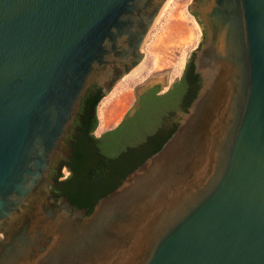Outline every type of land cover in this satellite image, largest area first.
Segmentation results:
<instances>
[{"label": "water", "instance_id": "1", "mask_svg": "<svg viewBox=\"0 0 264 264\" xmlns=\"http://www.w3.org/2000/svg\"><path fill=\"white\" fill-rule=\"evenodd\" d=\"M168 1L0 0V264H264V0H192L203 85L176 132L88 216L51 192L83 99Z\"/></svg>", "mask_w": 264, "mask_h": 264}, {"label": "flooded vegetation", "instance_id": "2", "mask_svg": "<svg viewBox=\"0 0 264 264\" xmlns=\"http://www.w3.org/2000/svg\"><path fill=\"white\" fill-rule=\"evenodd\" d=\"M194 16L197 18L196 14ZM194 60L195 55L187 63L181 77L166 91L160 90L158 86L146 88L139 95L134 109L116 128L97 135L98 127L92 131V124L82 119L81 126L75 127L65 140V154L52 168V181L55 176H59L60 181H64L73 177L74 174L78 175L75 166V150L77 149L82 152L89 166L96 164L101 166L99 177L112 181L116 186L121 185L130 173L163 147L178 129L182 117L188 113L203 85L201 74L196 73ZM150 90H153L156 96L162 97L161 101L165 100L169 103H167V111L163 108L165 105L159 104L156 115L149 122L147 116L150 117V114H141L139 111L143 109V97ZM131 123L136 124L138 128L131 132H125L123 126L119 128L121 125L126 126ZM111 131L113 132L110 133ZM110 145L114 148L108 154L106 149ZM61 189V185L56 187L53 182L51 192L57 197L56 201L63 197ZM112 189L113 187L109 188V190ZM86 215L88 216V212Z\"/></svg>", "mask_w": 264, "mask_h": 264}, {"label": "rangeland", "instance_id": "3", "mask_svg": "<svg viewBox=\"0 0 264 264\" xmlns=\"http://www.w3.org/2000/svg\"><path fill=\"white\" fill-rule=\"evenodd\" d=\"M191 2L192 0H175L156 21L142 48L145 55L143 62L119 82L98 106L97 135H101L105 129L101 121L102 103L113 100L114 121L108 127L114 129L137 104L136 90L155 74L170 72L168 85L162 91H166L181 77L189 57L203 40L200 25L189 12Z\"/></svg>", "mask_w": 264, "mask_h": 264}, {"label": "trees", "instance_id": "4", "mask_svg": "<svg viewBox=\"0 0 264 264\" xmlns=\"http://www.w3.org/2000/svg\"><path fill=\"white\" fill-rule=\"evenodd\" d=\"M103 97L104 95L102 93V89L99 86H93L91 88L90 92L82 101L79 116L75 121V127L81 126V121L83 119L92 124V131L96 130L98 127L97 109ZM161 98L162 97L156 96L153 90H150L147 95L143 97V109H141L139 112L141 114H150L151 118L147 116V119L149 118V122L156 115V108L159 104L165 105L163 108L165 111L168 110L167 103L169 102L165 100L161 101ZM122 126L125 132H131L132 130L138 128L134 123L128 124L126 126L121 125L119 128ZM112 132L113 131L110 133ZM113 148V145L108 146L106 149L108 154L109 151L112 152ZM154 154L155 153L152 155ZM75 166L78 174L77 176L74 174L73 177H70L64 181H60L59 176H55L53 182L56 187L59 185L62 186L61 194L67 197L74 207L78 209H86L88 215H90L93 212L94 205L97 204L101 198L116 190L120 185L116 186L112 181L99 177L101 173V166L99 164L89 166L86 163L82 152L77 149L75 150ZM110 187H113V189L109 190Z\"/></svg>", "mask_w": 264, "mask_h": 264}, {"label": "bare ground", "instance_id": "5", "mask_svg": "<svg viewBox=\"0 0 264 264\" xmlns=\"http://www.w3.org/2000/svg\"><path fill=\"white\" fill-rule=\"evenodd\" d=\"M174 1L175 0H169L161 14H163L165 10L169 8L172 3H174ZM161 14L159 18L162 16ZM113 106H114L113 100L106 103L105 102L102 103L101 121H102V126L105 128H107L114 121L115 109Z\"/></svg>", "mask_w": 264, "mask_h": 264}, {"label": "crops", "instance_id": "6", "mask_svg": "<svg viewBox=\"0 0 264 264\" xmlns=\"http://www.w3.org/2000/svg\"><path fill=\"white\" fill-rule=\"evenodd\" d=\"M115 127V126H114ZM113 127H108V128H105L104 130H102L103 132L101 133V134H103L104 132H106V131H108V130H110V129H112Z\"/></svg>", "mask_w": 264, "mask_h": 264}]
</instances>
